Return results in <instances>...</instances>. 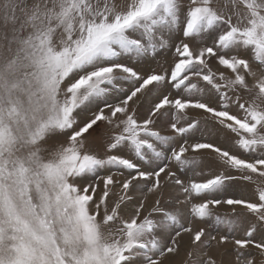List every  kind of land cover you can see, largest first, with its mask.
Listing matches in <instances>:
<instances>
[{
  "label": "snow or ice",
  "instance_id": "6c2138e0",
  "mask_svg": "<svg viewBox=\"0 0 264 264\" xmlns=\"http://www.w3.org/2000/svg\"><path fill=\"white\" fill-rule=\"evenodd\" d=\"M182 249L264 264V0H0V264Z\"/></svg>",
  "mask_w": 264,
  "mask_h": 264
},
{
  "label": "rangeland",
  "instance_id": "374dc122",
  "mask_svg": "<svg viewBox=\"0 0 264 264\" xmlns=\"http://www.w3.org/2000/svg\"><path fill=\"white\" fill-rule=\"evenodd\" d=\"M226 0H218L219 6H224ZM172 56V51L171 50H162L154 60L150 61V67L156 68L158 67L159 63H162L165 60H169ZM217 143H221V141H216ZM49 143H52V141H49ZM222 146L224 147H229L230 145L227 142H223ZM115 171V170H113ZM102 175L104 173H101ZM229 191L234 194L237 197H242L245 193L239 188V186H233V188H230ZM149 204H151V198L149 199ZM165 207H168V205H165ZM132 210V205H129L126 209V211H131ZM215 211L219 212L220 214L224 213H229L231 210L227 207L223 208H218ZM199 222L194 223V227L196 224ZM199 226L201 227H206L209 231L213 232V234H216L215 232V226L214 222L212 220L205 221L203 223H199ZM222 234V233H221ZM185 241H187V237H185ZM183 258V249L181 251V254L179 256L175 257H169L166 261L165 264H179V261Z\"/></svg>",
  "mask_w": 264,
  "mask_h": 264
}]
</instances>
